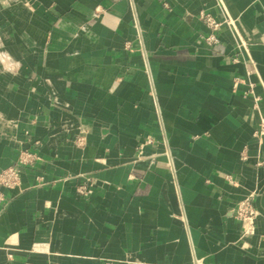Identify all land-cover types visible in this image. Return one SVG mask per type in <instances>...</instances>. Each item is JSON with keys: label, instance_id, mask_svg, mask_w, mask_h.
Instances as JSON below:
<instances>
[{"label": "crops", "instance_id": "crops-1", "mask_svg": "<svg viewBox=\"0 0 264 264\" xmlns=\"http://www.w3.org/2000/svg\"><path fill=\"white\" fill-rule=\"evenodd\" d=\"M223 2L0 0V264H264V0Z\"/></svg>", "mask_w": 264, "mask_h": 264}, {"label": "built area", "instance_id": "built-area-1", "mask_svg": "<svg viewBox=\"0 0 264 264\" xmlns=\"http://www.w3.org/2000/svg\"><path fill=\"white\" fill-rule=\"evenodd\" d=\"M204 22L208 29V36L206 42L211 45H217L220 42L219 31L221 29L220 23H218L212 16H204ZM264 134V124L261 126V133ZM38 161L36 155L24 154L21 161L16 167L7 169L0 172V208L4 206L5 196L3 191H15L21 188V173L22 168L32 166ZM88 188H80L79 194L82 197H86ZM258 212L254 206V196L250 195L247 198L241 200L235 212V218L238 222L245 223L247 225L246 235H254L255 223L258 220Z\"/></svg>", "mask_w": 264, "mask_h": 264}, {"label": "rangeland", "instance_id": "rangeland-1", "mask_svg": "<svg viewBox=\"0 0 264 264\" xmlns=\"http://www.w3.org/2000/svg\"><path fill=\"white\" fill-rule=\"evenodd\" d=\"M228 20H231V19H228ZM224 23H226V22H224ZM230 23H231V22H228V25H229V26H231V24H230ZM223 25H224V24H223ZM231 27H232V26H231Z\"/></svg>", "mask_w": 264, "mask_h": 264}, {"label": "bare ground", "instance_id": "bare-ground-1", "mask_svg": "<svg viewBox=\"0 0 264 264\" xmlns=\"http://www.w3.org/2000/svg\"><path fill=\"white\" fill-rule=\"evenodd\" d=\"M219 1H221L224 4L223 0H219Z\"/></svg>", "mask_w": 264, "mask_h": 264}]
</instances>
